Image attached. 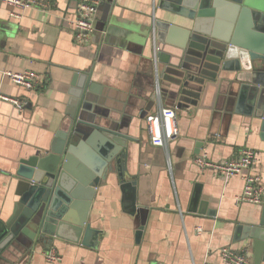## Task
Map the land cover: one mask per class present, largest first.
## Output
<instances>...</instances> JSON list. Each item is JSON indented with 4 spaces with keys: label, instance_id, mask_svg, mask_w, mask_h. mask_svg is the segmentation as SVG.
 I'll return each instance as SVG.
<instances>
[{
    "label": "crops",
    "instance_id": "1",
    "mask_svg": "<svg viewBox=\"0 0 264 264\" xmlns=\"http://www.w3.org/2000/svg\"><path fill=\"white\" fill-rule=\"evenodd\" d=\"M37 1L48 8L33 5L19 10L17 18L0 3V221L18 199L19 162L46 154L55 134L67 126L75 74L89 77L86 114L130 139L124 169L108 171L92 196L87 224L98 233L89 238L91 245L82 243L84 234L75 239L67 231L49 248L39 242L11 249L1 264L219 263L222 247L245 249L250 264H264L251 238L234 240L238 225H258L263 202L237 200L241 176L225 178L194 163L202 153L220 162L252 148L257 157L249 171L264 183L260 120L229 116L219 102L233 73L202 83L170 82L162 74L168 65L153 59L150 18L167 17L158 0H100L95 29L84 44L75 43L71 25L78 0ZM23 70L40 74L42 85L28 90L5 75ZM180 99L179 109L173 104ZM159 106L176 110L179 134L167 148L151 145L146 130L145 116ZM50 248L59 261L45 258Z\"/></svg>",
    "mask_w": 264,
    "mask_h": 264
},
{
    "label": "water",
    "instance_id": "2",
    "mask_svg": "<svg viewBox=\"0 0 264 264\" xmlns=\"http://www.w3.org/2000/svg\"><path fill=\"white\" fill-rule=\"evenodd\" d=\"M157 7L167 16L150 18L157 62L168 65L162 74L181 84L232 72L219 102L229 116L259 119L264 141V0H158ZM176 17L182 24L172 22ZM167 46L171 52L164 51ZM73 81L67 126L55 134L46 154L23 159L17 167L18 199L11 215L0 221V264L11 249L39 242L49 248L54 237L64 238L67 231L75 239L84 234L82 243L89 245L98 233L87 224L95 189L108 171L124 169L130 138L86 114L88 74H75ZM181 101L173 105L180 109ZM247 238L253 240L257 257L264 254V197L258 225L236 227L234 240Z\"/></svg>",
    "mask_w": 264,
    "mask_h": 264
},
{
    "label": "built area",
    "instance_id": "3",
    "mask_svg": "<svg viewBox=\"0 0 264 264\" xmlns=\"http://www.w3.org/2000/svg\"><path fill=\"white\" fill-rule=\"evenodd\" d=\"M0 3L11 8L9 15L20 17L19 10H23L33 5L41 10L48 8L47 2L37 0H0ZM100 0H78L76 7V17L71 22L74 31V41L76 44L87 43L95 29V19L97 7ZM157 48L154 46L153 59L157 61ZM5 75L14 84L25 89H36L42 85L40 74L32 70H23L21 72H5ZM12 103L19 105L15 99H9ZM146 130L148 140L151 145L167 148L169 143L175 140L179 134L176 110L173 107L159 106L157 110L148 113L145 116ZM256 152L252 148H244L236 157L225 161L210 160L206 153L194 158V163L200 169H210L216 174L230 178L241 176L244 185L243 190L237 200L252 204H261L264 197V183L261 175L252 173L250 168L256 161ZM247 250H233L230 247H222L219 251V263L204 262L203 264H250ZM45 258L50 262H56L61 259L57 252L50 248L45 253Z\"/></svg>",
    "mask_w": 264,
    "mask_h": 264
}]
</instances>
